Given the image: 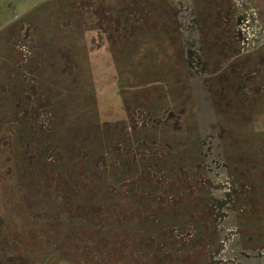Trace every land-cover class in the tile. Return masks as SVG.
<instances>
[{"label":"rangeland","instance_id":"374dc122","mask_svg":"<svg viewBox=\"0 0 264 264\" xmlns=\"http://www.w3.org/2000/svg\"><path fill=\"white\" fill-rule=\"evenodd\" d=\"M166 1L167 6L163 0H133L142 16L139 11L133 21L124 20L123 27L124 23L120 22L113 37L105 38L101 35L106 32L103 26L118 25L117 21L107 25L110 23L107 14L115 20L116 16L111 12L123 11L124 0H0V179L5 190L16 192L9 199L11 211L8 214L0 199L7 230L4 233L3 229L1 239L18 233L15 237H20L23 244L16 249L12 247L13 255L27 253L31 246L29 236L34 234L25 236V226L27 223L31 226L32 222L22 211L29 203L19 195L22 191L17 178L22 180L24 175H29L30 179L32 173L34 176L44 169L41 165L46 164L48 171L51 163L49 177L56 175L54 166L57 171L63 170L64 162L71 172L72 168L78 167L77 159L83 154L87 153L93 161L92 153L96 147L104 149L108 169L112 171L110 176L115 179L119 176L117 181L124 178L122 159L136 166L139 172L145 166L142 157L147 152L146 143L142 141L144 136L138 133L147 123V112L142 116L137 108L136 115L126 119L120 109L104 106L101 101L97 103L86 97V93L76 92L77 96L73 97L66 86H69V80L77 81L71 74L77 71L72 63L78 60V45H89L96 56L107 55L119 41L136 40L137 34L141 33L157 53L156 40L160 31L161 35L172 39H169L172 45L164 52L174 59L184 54L187 58L217 221H211V240L203 231L204 222L191 228V221H187L188 231L170 227L163 219L173 212L174 203L171 197L163 196L159 204L157 197L152 201L151 209L138 214L140 227L145 229L154 254H146L133 264H264V27L239 0ZM127 27L131 30L129 33ZM138 51L144 52L140 48ZM63 70L70 71L66 82L61 80ZM94 96L90 94V97ZM215 103L232 112L235 124L233 122V129L228 132L233 139L248 145L247 151L242 149L246 155L238 157V164H228L223 157L220 136L224 135L225 128L222 132L217 129ZM124 104L130 106L131 99L126 98ZM167 116L159 114L158 122H168ZM28 128L33 129L30 132L38 139L35 141L47 139L53 131L56 140H59L57 136L69 140L72 148L65 153L58 145L52 148L46 141L43 146L32 148L27 145ZM44 152L48 154L44 155ZM154 157L157 161L162 159L159 155ZM102 161L106 165L104 156ZM148 165L146 171L156 175L155 168L149 162ZM247 173L248 179L245 178ZM163 174L169 180L165 171L154 177L159 179ZM120 181L126 186L123 180ZM231 189L236 203L228 196ZM138 196L137 200L143 201L144 207L147 194ZM204 205L209 206L210 202L190 206L195 211ZM155 207L160 210H153ZM177 208L179 213L183 211V207L178 205ZM187 213L191 215L192 212ZM176 217L180 218V215ZM150 219L155 223L147 224ZM202 232L203 243L196 242L190 249L191 242ZM171 234L179 243L177 247L184 246L189 251L188 256L182 254L185 259L178 255L183 248L172 256L162 246ZM208 241L210 252L205 258L206 253L199 251ZM146 251L149 252V246ZM138 252L143 254L141 250ZM54 254L57 257L56 251ZM3 260L0 261L7 264L8 261ZM32 261L33 264L46 262L39 257ZM9 262L25 264L14 259Z\"/></svg>","mask_w":264,"mask_h":264},{"label":"trees","instance_id":"16d2710c","mask_svg":"<svg viewBox=\"0 0 264 264\" xmlns=\"http://www.w3.org/2000/svg\"><path fill=\"white\" fill-rule=\"evenodd\" d=\"M163 1L167 6V1ZM138 7H135L133 0H124L123 11L117 14L111 12L115 14V20L110 18L109 13L107 14L109 17L107 19H110L107 25L114 24L115 21L118 25L115 23L110 27L103 26L107 33L102 32L101 35L105 38L113 37L114 32L120 27V22L133 21L139 11L142 16ZM124 25L125 23L121 27ZM126 30L128 33L131 31L129 27ZM159 34L158 38L154 36L155 39L157 38V53L154 52L151 42L144 40L141 33L135 37L137 41L132 38L119 41L112 51H106L107 55L96 56L91 52L89 45H78L76 47L78 60L72 63L74 70L77 67V71L71 74L77 81L69 80V86H66L68 93L73 97L81 92L86 93V97L93 98L97 103L101 101L104 106L120 109L126 119L132 117L137 108L142 116L147 112V123L142 127V132L138 133L144 136L142 141L146 143L144 146L147 152L142 157L145 166L139 172L136 166L122 159L124 178L117 181L119 176H116V179L113 175L110 176L112 171L108 169L104 149L96 147L92 153L94 160L90 161L87 153L83 154V157L77 159L78 167L72 168L71 172L65 167L66 162H64L63 170L57 171L54 166L56 175L49 177L51 163L48 165V171L46 164L41 165L44 169L38 171L39 174L34 173V176L32 173L30 179L29 175H24L22 180L17 178V183H21L19 189L22 191L19 195H22L23 201L28 200L29 203L26 205L23 202L25 205L22 211L29 215L32 222L31 226L29 223L26 224L25 236L32 232L34 234L29 236L31 246L27 248V253L13 255L12 247L16 249L23 243L20 237H15L17 232L5 235V238L1 239L3 229L4 233L7 230L4 227L0 208L2 215L0 260L8 261L7 264H10L9 260L12 259L33 264L32 260L39 257L44 258L45 264H133L136 259L146 257V254H154L153 250H150L151 242L146 239L145 229L140 227L138 214L143 210L151 209V203L157 197L160 204L163 196L171 197V201L176 204L175 206L172 203L173 212L167 214V219H163L167 225L188 231L185 227L187 221H191L189 222L191 228L204 222L203 231L208 233L210 240L213 238L210 233L211 221H217L214 218L217 214L211 202L214 201L213 187L210 183L206 153L202 143L198 105L194 102L196 98L191 87L190 73L187 71L189 68L187 58H184V49V55H179L176 59L170 54L167 55L165 52L170 44L172 45L170 43L172 39L169 40L167 35H161L160 31ZM138 46L144 52L140 53ZM69 72L63 70L61 80L66 82L70 78ZM48 79L50 80V77ZM83 88H86L87 92ZM90 94L96 96L90 97ZM126 98L131 99L130 106L124 104ZM213 110L217 129L222 132L225 128L224 135L220 136L223 157L228 164H238V157L245 154L242 149L247 151L248 145L235 141L228 132L233 129L232 112L216 103ZM161 113L168 115V122H158ZM30 131L33 129L30 128L26 140L27 145L32 148L43 146L45 141L50 143L52 148L58 145V148L65 153L72 148L69 140L66 141L59 136H57L59 140H56V133L53 131L42 141H35L38 139L36 136L32 137ZM46 154L48 152H44V155ZM158 155L161 156V161H157L154 157ZM103 156L106 165L102 163ZM28 158L26 154V161ZM148 162L155 168L156 175H161L165 171L169 175V180L164 176L165 173L158 179L154 177L156 175L146 171L145 168L150 167ZM44 173L46 174L43 175ZM248 176L249 173L245 178L248 179ZM120 180H123L126 186ZM246 182L249 183L248 180ZM25 185L27 188L24 189ZM205 187L206 192H204ZM231 190L228 196L231 202L236 203L234 191ZM12 193L16 194L15 191ZM12 193L5 190V184L0 179V199L4 201L3 209L5 208L7 214L11 211L9 199ZM142 193L147 194V203L144 207H142L143 201L137 200L138 195ZM150 194H154L153 197H150ZM206 202H210V205L197 207L195 211L190 206ZM178 205L183 207L181 213L177 208ZM152 209L160 210L157 207ZM186 210L192 212L191 215ZM177 213L180 218L176 217ZM154 223L155 221L150 219L147 224ZM133 224L140 230L137 231ZM213 232L217 234L215 230ZM203 241V232L198 233L189 248L193 249L196 242L203 243ZM209 243L210 241L206 242L199 251L206 253L205 258L210 252ZM177 244L179 243L176 237L171 234L162 246L172 256L178 249L183 248L184 251L178 255L185 259L186 256L182 254L188 256L189 251H186L184 246L177 247ZM147 246L149 252L146 251ZM139 250L143 254L139 255ZM54 251L58 253L57 257ZM138 255L140 257H137ZM0 264L3 263L0 261Z\"/></svg>","mask_w":264,"mask_h":264},{"label":"crops","instance_id":"0c3cea01","mask_svg":"<svg viewBox=\"0 0 264 264\" xmlns=\"http://www.w3.org/2000/svg\"><path fill=\"white\" fill-rule=\"evenodd\" d=\"M242 7L249 11H252L260 22V25L264 27V0H239Z\"/></svg>","mask_w":264,"mask_h":264},{"label":"built area","instance_id":"2783aa9c","mask_svg":"<svg viewBox=\"0 0 264 264\" xmlns=\"http://www.w3.org/2000/svg\"><path fill=\"white\" fill-rule=\"evenodd\" d=\"M255 16V15H254Z\"/></svg>","mask_w":264,"mask_h":264}]
</instances>
